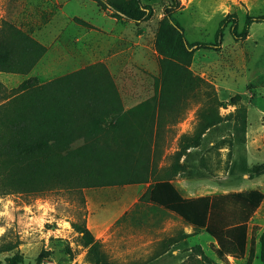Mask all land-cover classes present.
Masks as SVG:
<instances>
[{"label":"rangeland","instance_id":"1","mask_svg":"<svg viewBox=\"0 0 264 264\" xmlns=\"http://www.w3.org/2000/svg\"><path fill=\"white\" fill-rule=\"evenodd\" d=\"M178 1L172 15L189 48L217 42L219 21L233 15L218 47L198 46L188 59L158 51V24L172 0H140L138 20L106 0H0V39L17 68L0 70L3 85L30 77L43 84L89 67L65 80L62 97L72 104L77 83L118 118L94 128L79 110L55 133L70 151L64 166L81 165L70 183L0 194V248L10 247L0 260L89 264L95 255L75 226L84 221L101 244L98 257L112 264H263L264 21L252 22L244 38L230 30L264 14V0ZM209 114L215 122L207 126ZM176 161L180 170L171 166ZM79 173L101 183L83 186ZM156 180L189 195L260 190L245 249L219 256L204 228L140 198Z\"/></svg>","mask_w":264,"mask_h":264},{"label":"trees","instance_id":"2","mask_svg":"<svg viewBox=\"0 0 264 264\" xmlns=\"http://www.w3.org/2000/svg\"><path fill=\"white\" fill-rule=\"evenodd\" d=\"M106 1L115 9L116 14L117 10H122L121 12L130 19L138 20L145 14L140 0H127L123 8L112 0ZM172 1L164 7V17L159 21L157 28L155 46L162 55L174 59H188L198 46L220 45L222 26L230 16H233L232 14L219 21L217 42H199L197 46L189 48L182 39V27L172 15V11L179 6V1ZM254 21H264V14L247 15L240 32L234 27L231 28L233 38H244ZM7 46V42L0 39V70H16L12 51ZM87 69L89 67L82 68L74 74L55 77L43 84H38L34 77L26 78L10 89L0 81V194L19 190L42 192L55 185L70 183L73 172L81 165L64 166L63 162L67 160L70 151L67 145H60L55 133L60 131L62 125L76 120L75 115L79 110L87 113L84 121L86 126L97 128L102 124L108 126L117 121V117L108 116V113L114 112L113 107L100 108L97 95L80 91L77 83L70 90L72 104L62 97L65 80L74 76L79 78ZM99 110L101 114L97 113ZM207 116V126H210L215 120L210 119V114ZM46 127H50V132L45 131ZM171 166L175 170L181 169L178 161L173 162ZM77 178L83 186H96L101 183L98 179L85 180V176L80 173ZM140 198H147L152 203L175 213L186 224L204 228L216 241L218 255L224 256L245 249L247 220L261 203L263 193L251 188L246 191L184 197L170 181L156 180L147 187ZM75 226L81 234L83 244L89 246L95 255L89 264H112L98 257L101 244L94 238L85 222L82 221ZM260 240L264 264V231ZM8 249L10 247L0 248ZM41 253L39 257L42 256ZM251 255L252 253L249 254V262ZM0 264L18 262L14 256H6L4 260H0Z\"/></svg>","mask_w":264,"mask_h":264},{"label":"crops","instance_id":"3","mask_svg":"<svg viewBox=\"0 0 264 264\" xmlns=\"http://www.w3.org/2000/svg\"><path fill=\"white\" fill-rule=\"evenodd\" d=\"M147 188H145L142 192H141V194L139 195V196H141L143 193H144V191L146 190ZM181 194L184 196V197H191V196H197V195H189V194H187V193H183V192H181ZM198 195H203V194H198ZM173 213V212H172ZM173 214H175V213H173ZM89 227V226H88ZM90 228V227H89Z\"/></svg>","mask_w":264,"mask_h":264}]
</instances>
